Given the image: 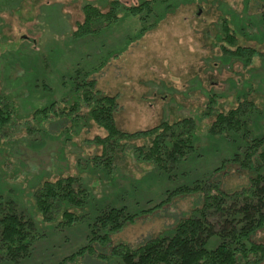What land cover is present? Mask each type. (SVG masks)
Wrapping results in <instances>:
<instances>
[{"label": "rangeland", "instance_id": "obj_1", "mask_svg": "<svg viewBox=\"0 0 264 264\" xmlns=\"http://www.w3.org/2000/svg\"><path fill=\"white\" fill-rule=\"evenodd\" d=\"M111 1L0 0V103L12 105L17 122L0 134V200H15L34 221L36 232L44 234L29 256L0 264H57L87 244L89 222L100 208L125 205L138 213L195 180L231 192L245 187L261 171L230 161L238 149L237 136L212 135L209 128L216 111L248 99L257 107L253 134H264V57L255 56L245 66L244 59L231 58L222 49L229 47L222 29L227 21L235 44L264 53V0H157L146 22L121 9L116 22L86 38H75L83 5L92 2L105 11ZM118 1L131 5L142 0ZM152 21H158L156 26L141 32ZM76 66L93 71L90 76L96 87L117 96L115 123L123 131L145 130L188 116L196 119V148L173 168L171 177L139 161L131 150L122 153L114 167L86 163V158L102 154L101 147L87 139L105 136V129L89 117H57L50 106L58 100L55 111L70 108L76 97L70 78ZM211 95L212 109L208 108ZM210 110L213 113L204 116ZM87 111L82 106L79 114ZM132 143L141 145L143 140ZM260 147L263 150L264 143ZM258 160L264 163L263 158ZM68 175H79L90 189L88 204L74 208L87 216L73 225H58L60 215L46 222L35 207L34 190L46 179ZM200 200L197 193L181 195L161 209L142 213L111 234L106 247L94 243L99 255L81 257L74 264H121L109 256V247L135 246L168 233L200 206ZM254 239L264 243V229Z\"/></svg>", "mask_w": 264, "mask_h": 264}, {"label": "trees", "instance_id": "obj_2", "mask_svg": "<svg viewBox=\"0 0 264 264\" xmlns=\"http://www.w3.org/2000/svg\"><path fill=\"white\" fill-rule=\"evenodd\" d=\"M156 1L142 0L137 4L122 5L118 0H112L105 11L95 3L86 2L82 7V19L75 24L73 35L81 39L99 32L118 20L121 9L146 22L153 13V2ZM166 7L169 9L171 5ZM157 22L143 26L141 32L156 26ZM223 22V39L229 44V47L222 45L225 54L241 61L244 59L245 66L250 65L255 56L264 57V53L256 48L235 44L236 36L227 21ZM90 72L93 71L83 72L80 66L74 69L70 78L75 81L76 97L68 110L57 112L54 107L58 100L50 103L57 117L68 120L89 117L105 129V136L87 139L88 143L100 146L102 154L86 158V163L114 167L121 154L131 150L139 161L151 164L171 177L173 168L196 148V119L188 116L171 123L163 121L145 130L123 131L115 123L114 116L119 107L117 96L99 90ZM209 100L208 108L212 109L214 96L211 95ZM82 106L88 108L85 115L79 114ZM46 108L35 110V115ZM256 108L253 101H239L238 105L226 111H216L209 128L212 135L237 136L238 149L231 155L230 161L251 171L261 169L245 187L227 192L216 184L195 180L169 191L161 202L138 213L130 211L125 205L100 208L89 222L87 244L57 264H74L81 257L97 254L94 253V243L104 248L111 234L133 223L142 213L154 212L177 196L194 193L201 198L200 206L181 217L168 233L135 246L117 243L109 247V256L115 257L121 264H261L264 261V243L256 241L254 236L258 230L264 229V163L258 160L261 157L264 161V149L259 151L261 143H264V134L255 135L252 131L251 122ZM212 113L210 110L204 116ZM45 116L48 117V114ZM13 118L12 105L8 101L0 103V134H5L8 126L13 128L17 124ZM139 139L143 140L141 145L132 143ZM82 168L81 171L84 170ZM33 196L35 207L44 221L51 222L60 215L57 224L64 226L76 224L87 216L86 213L79 214L74 208H84L91 192L79 175H68L44 180L34 190ZM42 236L44 234L36 232L34 221L19 209L15 200H0V261L17 262L29 256L34 242Z\"/></svg>", "mask_w": 264, "mask_h": 264}]
</instances>
